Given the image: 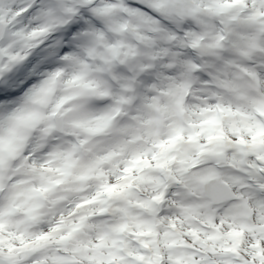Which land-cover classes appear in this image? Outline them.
Here are the masks:
<instances>
[{"label":"snow or ice","instance_id":"obj_1","mask_svg":"<svg viewBox=\"0 0 264 264\" xmlns=\"http://www.w3.org/2000/svg\"><path fill=\"white\" fill-rule=\"evenodd\" d=\"M0 264H264V0H0Z\"/></svg>","mask_w":264,"mask_h":264}]
</instances>
